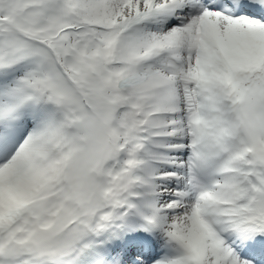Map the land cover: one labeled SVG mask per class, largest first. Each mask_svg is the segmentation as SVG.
<instances>
[{"label":"snow or ice","instance_id":"obj_1","mask_svg":"<svg viewBox=\"0 0 264 264\" xmlns=\"http://www.w3.org/2000/svg\"><path fill=\"white\" fill-rule=\"evenodd\" d=\"M0 264H264V0H0Z\"/></svg>","mask_w":264,"mask_h":264}]
</instances>
